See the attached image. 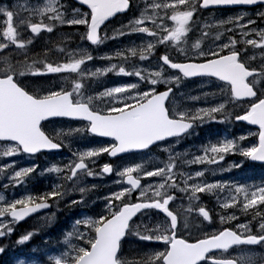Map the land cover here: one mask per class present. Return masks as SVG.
<instances>
[{
    "label": "snow or ice",
    "instance_id": "6c2138e0",
    "mask_svg": "<svg viewBox=\"0 0 264 264\" xmlns=\"http://www.w3.org/2000/svg\"><path fill=\"white\" fill-rule=\"evenodd\" d=\"M76 2L79 6L71 10L61 0H35V3L32 0H24L23 3L15 0L11 5H0V16L4 18L0 32V60L6 62V67L0 69V90L18 104L27 101L24 106L30 113L22 127L13 129L19 139L11 136L0 138V148L5 149L0 157L21 153L35 155L64 148H68L73 157L63 167L53 164L39 172V175L45 172L63 174L58 177L60 182L50 190L11 201L0 196V218H4L0 219V238L10 236L17 222L40 210L58 207L66 199L68 208L88 206L85 197L99 186L92 184L89 187L86 178L115 173L118 179H113L112 184L106 186L109 189L106 194L98 197L104 202L101 210L94 216L74 221L72 230L63 240L68 250L49 255V264H264V252H255L256 246L264 249V181L259 184L238 181L213 183L202 179L205 173L216 176L217 172L241 168L246 160L264 165V115L257 108L258 105L264 106V88L258 87L264 80V27L259 26L264 24V9L257 11L254 18L241 13L219 19L215 24L205 22L204 16L198 15L203 9L264 4V0H161L160 3L147 0L143 10L140 9L139 18L113 28L111 35L106 30V22L127 11L131 0ZM65 26L75 30L64 32ZM213 26L223 31L202 46V41L209 36L208 29ZM194 27L200 30L201 36L189 47ZM29 29L33 35L25 40L22 33ZM42 32L52 36L61 34L64 46L49 49L42 59L32 58L28 54V45ZM134 33L146 35L150 42L139 50L129 47L117 50L114 56L99 57L108 61L115 58L120 63H110L107 67L96 68L94 72L87 70L86 62L96 57L84 46L85 41L96 46ZM73 39L76 41L75 49L70 50ZM158 46L166 49L157 59L159 71L149 72L141 68L128 71L123 66L129 60V55L125 53L131 57L138 56L140 61H148ZM13 48L22 57H13L16 63L8 56ZM257 49L261 53L259 64L253 63L255 54L249 55ZM169 69L173 70L172 75H166ZM112 72L135 76L139 80L102 91L90 86L91 77ZM26 76L51 79L43 87L31 88L32 85L20 79ZM197 76L211 77L219 82L221 86L217 91L202 93V96L219 97L221 101L195 110L180 109L175 104L169 107L173 88L185 79ZM159 85L164 86L163 90ZM240 100H245L248 105L243 114L226 112L229 103ZM97 101H103L104 107H97ZM218 114L223 117L220 123L233 120L246 122L257 126L258 131L209 144L203 148V155L185 161L187 164L217 165L216 168L206 167L194 175L174 171L177 161L187 153L176 152L173 155L174 145L171 144L164 149L169 154L168 161L163 167L157 165L152 170L141 164L121 168L115 162L104 163L99 171L89 166L95 165L102 154L116 158L125 153L144 152L169 138H177L176 143H179L189 129L197 124L217 121ZM57 121L79 122L81 126L70 128L68 135L108 138V142L91 149L73 151L70 143L58 139L63 133L52 137L44 130L45 122L52 124ZM41 133L48 136L49 143L41 142ZM251 137H256L257 142L245 146L243 142ZM232 153L242 158L240 162H233L228 168L219 167V162ZM8 167L14 165L0 166V178L4 177ZM37 168L39 165L16 170L8 176V184L4 188L23 184ZM152 177H159L162 182L154 184L145 180L142 183V178ZM225 190L229 192V197L220 207L239 208L245 215H249L251 210L247 223H241L233 212L232 215L220 216V223L225 225L228 221H236L235 224L214 227V216L199 203L200 194L216 195L219 200L218 194ZM76 193L80 194V199H68ZM176 193L187 197V208L171 206L177 200ZM149 210L160 218L153 221ZM193 214L198 221L194 225L195 231L189 226V217ZM137 216H148V222L141 220L140 223H133V218ZM52 219L54 214L47 217V220ZM210 226L212 230L207 231ZM129 234L142 241L162 244L163 248L138 252L141 259L130 261L120 255L121 241ZM33 235L32 231H28L19 238V243L29 241ZM73 240L76 242L73 243ZM7 245L0 244V264H9L3 258L7 256ZM232 248L241 249L240 255H227ZM23 264L39 262L24 260Z\"/></svg>",
    "mask_w": 264,
    "mask_h": 264
},
{
    "label": "flooded vegetation",
    "instance_id": "af4514ba",
    "mask_svg": "<svg viewBox=\"0 0 264 264\" xmlns=\"http://www.w3.org/2000/svg\"><path fill=\"white\" fill-rule=\"evenodd\" d=\"M15 0H0V5H11L13 4ZM20 1H24V0H20ZM61 3L65 6L68 7L69 10H71L72 8L78 7L79 5L77 4L76 0H61ZM135 9V5H134V0H131L130 2V6L128 8V11L126 13H119L117 15H115L114 17H112L110 19V21L106 22V25L108 26L109 24L112 23H116L117 21L123 19V17L127 14H131L133 12V10ZM261 9H264V4H259L256 6H252L250 8L247 9H237V8H210V9H203L200 13H198V15L200 16H204V17H213L219 14H224V13H229V12H238V13H250L252 11H259ZM248 17L251 15H247ZM247 18V17H246ZM3 17L0 16V21H3ZM3 25V23H2ZM260 27H264V24H260ZM64 32H68V31H74L75 29H69L67 26H65ZM80 30L82 31L83 28L81 26ZM105 30L104 28H102V31ZM2 31V27L0 25V32ZM29 30L24 31V35H22V37L27 40L29 38L32 37V35H25L28 34ZM54 37L56 38V47H63L64 46V41L61 37V34H57L56 36H52L51 34H44V35H39L36 36L35 39H33L34 45H36L34 48H29V55L33 54L32 58H36V59H42L43 57L40 55L44 54L45 52H48L49 47L47 44H45V42L42 40V38H49V37ZM201 36V32L200 30L197 29V27L195 28V30H192V33H190V38H189V47L191 46V44H194L197 39H199ZM215 35H209L208 38L204 41H202V46L210 43L212 41V39H214ZM122 37L116 38V39H109L108 42H106L107 45H110L111 47L106 49V51H114L116 52L117 50H124L123 48H117L116 44L117 42L122 39ZM47 42V41H46ZM75 39H73V42L70 44V50H74L75 49ZM87 46H93L91 45L89 42L85 41ZM54 47V48H56ZM250 47V46H248ZM164 50L161 49L160 46H158L156 49H154L152 55L150 56L148 61H140L139 57H131L130 54L125 53L126 55H129V60L127 62H125L123 64V66L127 69V70H132L134 68H141V69H146V67H149V72H155L156 70V62L159 56L164 54ZM255 54L256 56V60L253 62L255 64H259L261 63V53L259 52V50H254V52H250L249 55H253ZM51 52H49V56L51 57ZM9 59H12L13 63H16V59H13V57H16L17 59L22 58L20 56V53H17L15 51V49L13 48V50L8 53ZM114 56V55H113ZM139 62H143V66L141 67V65H139ZM29 63H31V59L29 60ZM112 63H120L119 60L117 59H113ZM121 63H123V61H121ZM6 67V62L0 60V69H3ZM87 67V65H86ZM88 70V69H87ZM89 71V70H88ZM159 71V70H157ZM116 72H112V73H108V75L110 77H113L115 75ZM173 74V70H168L166 75H172ZM86 75L90 76L91 73H86ZM21 81L23 82H27L29 83L31 88H36V87H43L45 85H47V83L50 81V77H21L20 78ZM92 81L90 82V86H93V77L90 78ZM139 78L135 77V76H128V78L126 80H122L120 82V84L123 83H131V82H138ZM142 86H143V82ZM201 83H207V84H211L212 86L215 87V89L219 88L221 85L219 84V82H217L214 78L211 77H207V76H197V77H193L190 79H185L181 84L182 86H178V87H174L173 88V92L169 97L168 100V106L171 107L172 106V101L175 98H180V94L183 93L182 96V100L180 101V104L187 102L189 95L192 94V92H190L189 90H187V85L188 84H201ZM94 87V86H93ZM105 86H95L94 88L102 91L103 88ZM160 89L163 90L164 86L163 85H159ZM259 88H264V80L261 81V83L258 85ZM0 93L4 94L2 90H0ZM202 94L204 93L202 91V89L200 91H197L196 94ZM5 96V95H4ZM6 97V96H5ZM8 100H11V105L13 107H15L16 109H22V107L27 103V101L24 102V104H18L15 102V100H13L12 98L6 97ZM219 101V100H218ZM7 106H4L5 109H8V102L6 104ZM233 105H238L237 107H233ZM96 106L97 107H104V102L103 101H97L96 102ZM247 103L245 102V100H240V101H234L232 103H229L226 106V112L234 115L235 113L239 112L240 114L243 113V111L247 108ZM2 106L0 105V117H6L9 115V113H5L1 111ZM7 114V115H6ZM20 118H29L30 113L27 110H24L22 112H19ZM56 119H62V118H56ZM218 119H223V117L218 114L217 115V120ZM234 121V120H233ZM26 120H23L20 122V126L22 127L25 124ZM11 127V122L8 123ZM240 124V123H239ZM81 126L79 124V122L76 121H57L55 123L52 124H48L47 122H45V126H44V130L48 133L49 136L52 137H57V133H63L62 135H60L58 137V139H62L66 142L70 141L71 139L68 137V130L70 128H75V127H79ZM198 125H195L194 127L191 128V130L189 132H187L183 138H187V136L195 131L196 129H198ZM244 128H248V127H244ZM255 131V130H254ZM257 131V130H256ZM90 138L94 139V140H107L104 138H99V137H94V136H89ZM0 138H4L2 136H0ZM48 138V136H47ZM253 139H255V137H252ZM177 138H169L168 141L165 142H159L158 146H153L151 150H147L144 152H148L155 160V162L157 163H162L164 166V163H166L168 161L167 156H166V152L164 151L165 148L168 147V145L170 144L171 141L175 140ZM42 143L43 140L41 141ZM66 148L61 149V151H53V152H47V153H37L35 155H28V154H19V155H15L13 157H0V166H8L10 164H13L14 167H8L7 172L3 173V178H0V196H4L6 200L11 201L13 199L16 198H21L22 196L28 195V194H40L43 193L44 191H48L51 189V187L56 184L59 183V176L63 175V174H57V173H47L45 172L44 175H39V172L42 169L51 167L53 164H56L60 167L59 164V160L58 157L60 156L61 152L64 151ZM5 149L0 148V153L4 152ZM155 156L159 157V160L155 159ZM33 165H39V168H37L32 174H30V176L28 178H25V181L23 184L20 185H16V186H12L9 185V187L7 189L4 188L5 184H8V176L13 174L16 170L19 169H23V168H29L32 167ZM90 166V165H89ZM155 167V166H154ZM0 171H2V169H0ZM159 178V177H158ZM161 180V178H159ZM69 199V198H68ZM181 202V198H178L175 203H180ZM2 203V202H0ZM68 203V200H64L61 201V203L59 204V206H53L49 209H43L38 211L37 213L31 214L28 217L25 218V220H22L20 222H17L14 225V231L12 232V234L6 238H0V244H11L14 245L16 247H20V246H25L28 244H40L43 241L42 238V232H43V227L46 225H50L52 224L53 226L60 225V226H67V224L70 222L69 217L67 216V214L70 212V208L66 207ZM173 208H180L179 206H173L171 205ZM207 210H210L211 214L214 216L215 215V211L212 208L206 207ZM54 214V221L51 222L50 220H47V217ZM0 219H4V218H0ZM10 219V217L8 218ZM62 219V220H61ZM198 222L196 220V216L195 214L191 215L189 217V226L191 229H195L194 225L195 223ZM28 231H32L34 233V235L30 238L29 241L24 242V243H19V238L24 235L27 234ZM125 244H127L125 247H123L121 249V252L124 253V256H126V258L130 261H137L139 259H141V256L138 255V252H144V251H151L152 249H158V250H162L163 245L162 244H158V243H150L147 241H126ZM240 250L241 249H237V248H232L229 250V252L227 253V255H240ZM255 251H261V249L259 248V246H256Z\"/></svg>",
    "mask_w": 264,
    "mask_h": 264
},
{
    "label": "rangeland",
    "instance_id": "374dc122",
    "mask_svg": "<svg viewBox=\"0 0 264 264\" xmlns=\"http://www.w3.org/2000/svg\"><path fill=\"white\" fill-rule=\"evenodd\" d=\"M20 2L23 3L24 1H20ZM146 2L147 0H134L135 9L133 10V12L131 14L125 15L123 19L117 21L116 23L109 24L106 29L108 34L109 35L112 34L113 28H118L123 23L127 24L129 20L135 17L139 18L138 15L140 13V9L143 10ZM152 2L160 3L161 0H152ZM166 2H172V0H166ZM32 3H35V0H32ZM256 12L257 11H252L250 13H247V15H251L249 17L254 18V15ZM238 14L240 13L229 12V13L219 14L213 17H204V18H205V22L215 24L217 23L219 19H225L229 16H235ZM161 15H163L162 11H161ZM36 19L38 22V18ZM2 23L3 21H0L1 27H2ZM202 26L203 25H201V27ZM195 28L196 27H194L193 29L195 30ZM220 31H223V29H219L215 26L208 29L209 35H216ZM44 34H47V33L42 32L40 35H44ZM25 35H33V34H31L30 29H29V33ZM50 40H52V37L48 39V41ZM106 41L108 42V40ZM148 42H150V38H148L146 35L134 33V34L123 36V38L117 42L116 47L123 48V49H127L129 47H137V49L139 50V47L146 46ZM84 46L89 48L93 56L96 58H99L105 55L113 56L115 53L114 51H106V49L111 47L110 45H107L106 42H103L96 46H87L86 43L84 42ZM160 47L161 49L166 51V49L163 46H160ZM49 49H53V47H49ZM168 51H171V50L169 49ZM109 65L110 63L108 61H105V60L102 62L97 61L94 63L93 67H89L88 69H89V72H94L96 68H104ZM139 65H141L142 67L143 62H139ZM155 66L157 67L155 71L160 70L159 67L157 66V62ZM146 69L149 70V67H146ZM127 78L128 76H125L123 74H119V75L116 74L113 77H107L106 75L97 76V77H93L94 79L93 86L94 87L97 85L105 86L103 88L104 90L107 87L120 85V82L122 80H126ZM180 86H182V84H180ZM201 89L204 93L217 91V89H215L214 86H212L211 84H207V83L188 84L187 90L192 92V94L189 95L188 101L180 104V101L182 100V96H183V93H182L180 94V98L173 99L172 105L175 104L180 109L195 110L201 107L213 106L215 104H218L221 101L222 98H219V97H216V98L203 97L201 93L196 94V92L200 91ZM191 97H201V99L192 100ZM237 106L238 105H233V107H237ZM197 125L199 128L191 132L187 136V138L180 139L179 143H176V139L170 142L171 145H174V148L172 149L173 155L176 152H180V153L186 152L187 153L186 156H182L177 161V168L174 169V171H183L185 173H190L194 175L196 171H202L206 167L216 168L218 167L217 165L210 166V165H205V164H187L185 161L193 159L194 156L203 155L204 154L203 148L208 146L209 144L216 143L217 141H223L224 139H235L241 135H246L249 131L255 132L253 129L239 127L234 124H231L230 122L220 123L219 121H211L203 125H199V124ZM68 137L71 140L66 143L71 144V148L73 151L91 149L93 147L99 146L101 143L108 142V140H94L90 138L89 136L68 135ZM251 143H255V139H253L252 137L243 142L245 146H248ZM168 155H169L168 152H166L167 159H168ZM71 159H73L71 152L69 151L68 148H66L64 151L61 152L60 156L58 157L60 167H63L64 164H67ZM155 159L159 160L160 158L155 156ZM241 159L242 158L239 157V155L236 153L226 155L225 159L219 162V167L228 168L230 164H232L233 162L239 163ZM112 162L113 161L109 160L106 154H102L99 158L96 159V164L95 165L90 164V167H93L97 171H99V169L102 167L104 163H112ZM114 162L119 164L121 168L123 166H135V164H141L143 167L147 168L148 170L154 169L157 165L163 167L162 166L163 164L155 162L154 158L149 153L142 154V155H127V156L120 157L114 160ZM188 166H192V167L188 168ZM113 179H118V177L115 176V173L111 175H106L104 177L86 178V184L89 187H91L92 184H96L99 187L92 189V191H90L88 195L85 197L89 202L88 206L81 205V206L70 208V212L67 214L70 222L67 224V228L63 230L61 233H59L61 236L60 245H58V247H56L55 249L45 251L44 253H42L45 259H47L49 255H58L60 254V252L68 250L67 246L63 242L64 236L67 234L68 231L72 230L73 223L76 219L84 218V216H94L101 210L104 202L100 201L98 197H102L103 195L106 194V192L109 190L107 189L106 186H110L112 184ZM202 179H206L208 180V182H213V183L216 181H224V182H229V183L232 181H238L240 183L259 184L261 183V181H264V168L252 167L249 161L246 160L243 164V167L241 168H233L230 171L217 172L216 176H211L210 174L205 173V177ZM143 180L144 182L145 180H147L154 184L162 182L159 179L155 180L153 178H143ZM177 183H180L179 179H177ZM189 183H192V181H189ZM200 195H201L202 200L199 203L202 204L203 206L207 205L209 207L211 206L212 208H215L217 212H220L222 214V216L232 215L233 212H235V214L240 218L241 223H247L248 220L244 219L246 215L241 213L239 208L223 209L220 207V204L226 201L229 197V192L227 190H225L224 192H220L218 194L219 200L217 199L216 195H206V194H200ZM69 199H80V194L76 193ZM94 200L97 202L95 204H92L91 202ZM175 205L181 206V207L189 206L183 203H177ZM230 223L233 225L236 223V221H230ZM81 229L83 230V226H81ZM206 230L211 231L212 227H208ZM75 242L76 241L73 240V243ZM255 252L259 254V253L264 252V249H261V251H255ZM24 260L25 259L14 258L13 260L9 262V264H23ZM25 261H36V260L28 259ZM39 264H49V261L47 262L42 261V262H39Z\"/></svg>",
    "mask_w": 264,
    "mask_h": 264
},
{
    "label": "water",
    "instance_id": "95a60500",
    "mask_svg": "<svg viewBox=\"0 0 264 264\" xmlns=\"http://www.w3.org/2000/svg\"><path fill=\"white\" fill-rule=\"evenodd\" d=\"M99 2L107 3L108 0H99ZM0 103H2L3 105L7 103L4 98V95H0ZM257 108L260 109L261 114L264 115V106L258 105ZM11 112H12L11 117H7V118L0 117V135L3 137L11 136L12 138L19 139V137L14 134L13 129L21 127L20 122L23 120H28L29 118L27 119L20 118V115L18 113H15L17 111H11ZM9 122H11V127L8 124ZM40 135H41V141L43 140L44 143H49L42 133Z\"/></svg>",
    "mask_w": 264,
    "mask_h": 264
},
{
    "label": "trees",
    "instance_id": "16d2710c",
    "mask_svg": "<svg viewBox=\"0 0 264 264\" xmlns=\"http://www.w3.org/2000/svg\"><path fill=\"white\" fill-rule=\"evenodd\" d=\"M250 213H251V211H250ZM250 213H249V215H246L247 216V218H251V216H250ZM20 252L21 251H23V250H25V249H23V248H20V249H18Z\"/></svg>",
    "mask_w": 264,
    "mask_h": 264
}]
</instances>
